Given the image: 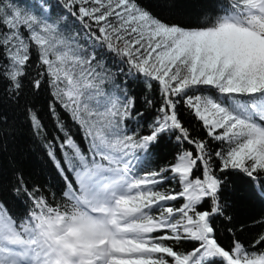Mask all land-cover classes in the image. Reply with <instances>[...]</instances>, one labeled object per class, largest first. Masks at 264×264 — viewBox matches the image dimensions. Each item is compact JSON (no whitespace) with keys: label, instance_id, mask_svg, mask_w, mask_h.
Wrapping results in <instances>:
<instances>
[{"label":"snow or ice","instance_id":"1","mask_svg":"<svg viewBox=\"0 0 264 264\" xmlns=\"http://www.w3.org/2000/svg\"><path fill=\"white\" fill-rule=\"evenodd\" d=\"M0 86V154L17 113L44 135V88L63 134L44 145L59 191L0 172V264H264V214L246 243L232 199L264 206V0H209L195 23L142 0H0ZM162 139L174 156L150 168Z\"/></svg>","mask_w":264,"mask_h":264},{"label":"trees","instance_id":"2","mask_svg":"<svg viewBox=\"0 0 264 264\" xmlns=\"http://www.w3.org/2000/svg\"><path fill=\"white\" fill-rule=\"evenodd\" d=\"M142 2L155 13L161 15L162 19H166L169 22L179 21L182 23H195L198 13L208 5L209 0H175L176 6L171 12L167 10L162 12L157 8V0H142ZM133 89L137 97V109L144 113L141 120L150 122L155 112L145 105L142 98L146 95L154 96L155 93L147 92L142 83L133 85ZM49 99L47 88L42 89L39 96L36 98L37 109L40 111L42 123L45 128L44 135L41 137L33 135L27 122L23 120L22 114L17 113L16 136L15 138L8 139L7 150L0 154V172L3 173L5 186H7L8 181L12 178L13 173L19 170L23 172L30 185H40L45 189L50 188L54 191H59L62 187V180L44 147L47 141L52 140L58 143V140L55 138H62L63 136V134L58 131L53 118L48 113L47 103ZM4 110L8 111L11 115L10 106H5ZM61 114L68 131L83 145L84 142L81 139L78 127L66 114ZM185 120L187 125L191 126L192 121L190 118L185 117ZM200 134L203 135L202 132ZM175 151L176 146L174 141L162 139L153 149L154 156L150 168H157L171 161ZM56 155L58 158L61 157V152L58 147L56 148ZM3 198L12 205L14 210H18V205L13 202L12 197L7 191V187H5ZM232 199L234 201L233 213L235 216L233 226L237 228H239L240 225L246 226L245 230L239 233V235L240 238L247 243L256 233L261 231L259 226L251 227L249 225L254 218H258L264 214V206H261V204L252 200L247 195L241 194L239 185Z\"/></svg>","mask_w":264,"mask_h":264}]
</instances>
